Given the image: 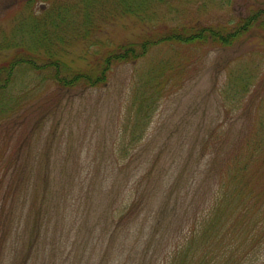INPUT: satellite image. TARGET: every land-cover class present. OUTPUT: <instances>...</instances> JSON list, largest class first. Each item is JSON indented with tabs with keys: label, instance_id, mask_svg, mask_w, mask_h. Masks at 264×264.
I'll return each instance as SVG.
<instances>
[{
	"label": "rangeland",
	"instance_id": "374dc122",
	"mask_svg": "<svg viewBox=\"0 0 264 264\" xmlns=\"http://www.w3.org/2000/svg\"><path fill=\"white\" fill-rule=\"evenodd\" d=\"M18 1L0 0V19L6 18L1 25L10 28L21 12V3L12 8ZM171 6L179 7L181 22L190 27L217 28L264 10V0H179ZM132 21L128 18L112 27L113 38L125 41L167 33L162 18L144 26ZM177 46L161 44L151 50L155 52L151 59L193 52L191 44L181 50ZM199 46L195 52L205 60L195 79L178 90L172 83V92L144 127H137L128 114L134 87L129 65L117 70L106 87L65 94L61 102L40 110L45 124L40 140L32 145L36 156L24 169L28 184L23 187L14 176L32 152L17 160V168L0 186V242L4 235L8 239L0 245L3 264H140L152 235L155 245L164 240L166 225L155 234L156 211L186 162L190 142L199 137L197 148L201 147L213 134L218 140L210 144V151H218V131L232 127L234 136L248 134L250 122L264 114V32L254 29L226 51L209 43ZM228 65L230 69L245 65L254 72L248 90L235 86L227 94ZM0 132V141L9 143L11 155L17 135L14 142L9 140L12 129L7 121L0 123ZM5 150L0 147V156L8 164L10 158L2 156ZM208 160H201L196 149L190 167L205 174ZM156 162L169 175L165 185L156 181L155 187L144 180L147 168ZM4 175L3 171L0 180ZM189 176L187 171L184 179Z\"/></svg>",
	"mask_w": 264,
	"mask_h": 264
},
{
	"label": "trees",
	"instance_id": "16d2710c",
	"mask_svg": "<svg viewBox=\"0 0 264 264\" xmlns=\"http://www.w3.org/2000/svg\"><path fill=\"white\" fill-rule=\"evenodd\" d=\"M174 1L179 0L13 2L12 8L22 4L21 12L14 16L10 28L0 25V123H10L9 140L14 142L17 135L18 144L10 155L9 143L0 141V147L6 149L2 156L10 158L6 164L7 159L0 156V174L5 173L0 186L10 170L17 168V160L32 152L22 159L29 161L22 163L24 167L14 176L23 187L28 184L29 174L24 169L30 168V160L36 156L32 145L40 140L45 124L40 110L61 102L65 94L104 88L117 70L132 66L134 87L128 114L137 127H144L162 99L172 92V83L178 90L195 79L205 60L195 52L199 45L209 43L226 51L252 30L264 32L263 9L241 17L234 25L230 20L232 26L190 27L181 22L179 7L171 6ZM218 4L224 6L223 2ZM128 18L138 26L162 18L167 33L115 40L111 28ZM164 43L176 44L179 50L191 44L193 52L175 48L177 52L166 59H151L155 53L151 50ZM78 47L81 50L75 52ZM244 66L230 69L228 65L227 94L231 95L235 86L248 90L256 78ZM250 126L248 134L238 136L232 134V127L227 132L218 131V151H210V144L218 140H213V134L201 147L197 148L199 137L190 142L186 162L156 211L155 234L166 225L167 235L157 245L152 235L140 264H264V114ZM2 136L0 132V140ZM196 149L201 160L209 158L205 174L190 167ZM158 163L147 168L144 180L152 181L155 187L156 181L165 185L169 175ZM187 171L192 176L185 180ZM6 238L4 235L0 245L8 241ZM29 259L30 254L26 262Z\"/></svg>",
	"mask_w": 264,
	"mask_h": 264
}]
</instances>
